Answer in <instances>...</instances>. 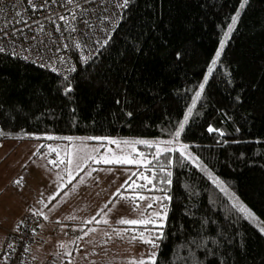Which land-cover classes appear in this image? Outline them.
<instances>
[{"label":"trees","instance_id":"obj_1","mask_svg":"<svg viewBox=\"0 0 264 264\" xmlns=\"http://www.w3.org/2000/svg\"><path fill=\"white\" fill-rule=\"evenodd\" d=\"M240 2L130 0L114 30L92 46L95 54L76 57L75 70L66 75L0 52V130L12 134L0 136V147L4 141L36 139L13 138L25 133L171 140ZM69 86L72 91L65 94ZM209 127L224 135L209 132ZM180 140L264 221V0H248L241 11ZM159 163L172 173L171 184H162L164 175L158 173L156 187L141 190L153 197L162 196L164 189L171 197L165 201L167 218L156 264H264V234L237 212L205 172L178 151L161 156ZM153 167L158 171V165ZM119 190L114 202L133 194L126 186ZM149 201L159 211L158 202L137 198L138 204ZM36 216L45 236L33 247L35 256L43 259L54 252L68 262L59 245L46 250L47 241L59 232L63 239L77 237L86 228L50 224ZM68 225L76 230L74 236L66 235ZM145 227L152 229L126 225L139 231Z\"/></svg>","mask_w":264,"mask_h":264},{"label":"built area","instance_id":"obj_2","mask_svg":"<svg viewBox=\"0 0 264 264\" xmlns=\"http://www.w3.org/2000/svg\"><path fill=\"white\" fill-rule=\"evenodd\" d=\"M121 2L32 0L36 5L32 7L28 0H0V47L17 58L66 75L75 70L76 57L87 59L95 54L94 47L104 40L99 42V38L114 30ZM60 16L65 19L60 20ZM2 231L0 264H68L52 254L43 259L35 256L33 247L42 244L45 236L36 215L26 213L14 227H3ZM64 231L68 236L76 234L69 225Z\"/></svg>","mask_w":264,"mask_h":264},{"label":"snow or ice","instance_id":"obj_3","mask_svg":"<svg viewBox=\"0 0 264 264\" xmlns=\"http://www.w3.org/2000/svg\"><path fill=\"white\" fill-rule=\"evenodd\" d=\"M130 0H122L120 4L117 5V7L120 8H126L129 4ZM28 3L32 7H36L32 3V0H28ZM67 3H72V0H67ZM248 0H241V3L239 5V8L235 15L231 17V23L228 24L227 30L224 32V36L220 41L219 44V50L216 51L214 58L211 61V66L207 69V75L204 76V82L199 85V91H196L195 96L192 101V106L187 109L186 114L183 117V120L179 123L177 130L172 134V140L164 142V146L161 147L160 143H154L147 140H117V139H109L108 137H55L52 135H46L44 138L47 140H54V139H64L69 142H72L74 140H79L81 143L79 145L74 146H65L64 148H61L60 146L53 147L52 145H39L37 147L36 152H34V155H40V149L47 147L48 152L44 153L43 155L45 157L51 155L52 153H56V159H50L48 160V163L51 164L55 168H59L61 164L65 165L64 169L62 170L63 173H66L68 179L67 184H72V181L76 179V176L80 173H84L85 176H91L93 171H96L94 168H86L85 166L88 165L89 161H92L93 163L99 164H107V165H136L137 171L131 172L128 176V178L124 181V184L121 185V187H127L133 194L129 196H121V199L130 200L133 203V211H136L139 209V204L137 203V198L140 201L144 200H151L152 202L159 203V211H152L147 216L145 215V212H141L138 218L135 219H128V218H120L117 223L121 225H129V226H137V225H144V226H152V229L149 230L147 227L143 231H139L137 229H119L114 230L117 236H123L129 231L133 232L134 234L131 235V240L135 241L139 239L142 243L148 244L153 249L159 248V244L157 241L160 239H163V224L164 221L167 218V205L165 204V201H170L171 197L167 194L164 189H160L164 192L162 196H153V197H146L144 195H141V190L147 189L149 185L152 186V188H155L156 185L153 184V180L158 179V173H163L164 179H162L160 182L162 184H171V175L172 173L167 170V166L165 164H160V158L163 155H166L168 153H171L173 151H178L180 154V157L183 160H187L194 164L197 168H199L202 172H205L208 176V178L211 180L213 184H215L217 187L220 188V190L225 193V195H228L232 201L233 207L237 210L238 213L242 215V217L250 222H253L256 224L259 231L264 234V221H260L259 218L255 215L254 212H252L251 209H249L242 201H240L239 197L236 196L234 193H230L229 189L224 185V182L219 179V177L213 175L211 171L207 169L205 165H203L202 162L199 161L198 157H195L190 152H188V145L186 144H180L179 143V137L181 133L185 129V125L189 122V118L193 114V109L196 106V102L200 99L201 94L205 88V85L208 82L209 77L212 75L213 70L215 66L217 65L221 54L223 52V49L225 47V44L227 43L228 39L231 36V33L234 31L235 26L239 20L241 11L244 9V7L247 5ZM43 6V5H41ZM74 18V17H73ZM60 20H64V16L59 17ZM107 44V41L104 42ZM4 48L0 47V52H3ZM56 69H53L55 71ZM67 79V77H65ZM65 94L72 91L71 87L65 88ZM130 115V114H129ZM209 132L217 131L221 136L224 135L222 131H219L218 129H213L212 127L208 128ZM12 136L11 133H4L3 130H0V136ZM32 135L36 139H40L38 136H34V134H28L25 133L24 136H21L17 134L13 138H24L25 136ZM84 140H97V141H107L109 144L116 145V148L119 149V153L112 151L111 149L107 150L105 153H100V148L104 147L103 144H101L99 147H92L89 148L86 144L83 143ZM178 144V148L173 147V144ZM146 145L148 147H155V152L152 153V160H148L147 156L143 152H137V149L135 145ZM123 146V147H122ZM171 160L168 161V166L171 165ZM154 164L158 165V171L154 169ZM111 171V169H109ZM145 172H151V176L146 175ZM75 173V175H74ZM133 177H136V179H133ZM57 180H63L64 177L61 174V172L56 173ZM137 180L144 181L145 183H137ZM22 182V178L20 180L14 181L16 184H20ZM84 176H80L79 183H85ZM58 188L66 187L65 184H59L57 186ZM76 185L72 186V191H75ZM119 189H117V193H119ZM69 193L64 192L63 195L67 196ZM60 193L57 192L56 194L49 196L48 201L55 200L57 196H59ZM47 206V205H45ZM107 208V205H105ZM153 207L152 203L147 204V209H151ZM104 210L101 209L100 213H97V216H100L101 213H103ZM36 215H41L44 217L45 220L48 219L47 215H45L42 211H38L34 213ZM97 216H93L91 219L87 221V223L91 224L93 222L95 223H108V220L106 218V214L104 216H101V219H97ZM67 219H76L74 216H70ZM23 224V221H21V225ZM19 228L20 225H17ZM96 229H89L88 231L84 232V235L87 236L89 232H94ZM33 233H35V229H33ZM105 235H108V233H105ZM77 239H83V237H77ZM11 247V245H9ZM61 248H64L65 245L61 244ZM28 249H25L27 251ZM65 255L71 257V252H66ZM156 258L157 253L155 251L149 252L147 257L141 256L138 260L136 258H131L127 261V264H156ZM4 259H7V256L4 257ZM68 264H72L71 259L68 260Z\"/></svg>","mask_w":264,"mask_h":264},{"label":"crops","instance_id":"obj_4","mask_svg":"<svg viewBox=\"0 0 264 264\" xmlns=\"http://www.w3.org/2000/svg\"><path fill=\"white\" fill-rule=\"evenodd\" d=\"M45 136L24 143L14 141V144H5L7 145L5 151H0L2 155L0 159V241L3 236L2 228L14 226L17 220L27 211H42L48 217L45 220L42 216L43 220L50 224L58 222L77 223L84 226L85 231H88L98 224L93 222L90 225L87 223L88 219H85L86 217L80 216L85 209H88L90 204L98 203L96 200L99 198H105L104 201L100 202V207L104 210L106 209L105 205L113 207L117 202H128L123 199L114 202L113 197L116 192H113L112 185L110 192H108L107 182L108 180L111 181L114 172L104 168V164H99L103 167L94 168L96 171H93L92 174L97 175L99 173V176H93L94 181L90 182V178L88 179L86 176V182H78L75 191L71 190L75 182H72V184L66 183V187L58 188L57 186L64 184V182L57 180L55 173L61 172L64 176L66 174L61 169L63 164L59 168H55L48 163V160L57 158L56 153L45 157L43 154L48 152V148L45 147L40 149V155L33 154L41 144L56 147L53 143H56L55 141L61 142L60 140H47L44 138ZM62 142L68 143L69 141L62 140ZM21 178L22 182L20 184L14 183V181ZM98 181L105 182L102 184ZM120 185L118 189L121 188ZM57 192L60 195L55 200L48 201V197ZM64 192L69 194L64 196ZM60 211H62V215L58 214ZM94 215L97 216V213H94ZM70 216H74L76 219H67ZM97 219H99V216H97ZM47 244L46 250L64 244L63 251H69L70 244L64 243V239L57 235L51 236ZM51 254L55 253L52 252Z\"/></svg>","mask_w":264,"mask_h":264},{"label":"rangeland","instance_id":"obj_5","mask_svg":"<svg viewBox=\"0 0 264 264\" xmlns=\"http://www.w3.org/2000/svg\"><path fill=\"white\" fill-rule=\"evenodd\" d=\"M238 8H237V10H238ZM217 50H219V46H218ZM210 66H211V63L209 65V67ZM205 75H207V71H206ZM203 82H204V77L201 79L199 85ZM197 91H199V87H198ZM194 96H195V94H194ZM194 96L192 97V100H191L190 104L188 105L187 109L192 106V101H193ZM187 109H186L184 115L186 114ZM184 115H183V117H184ZM183 117L180 120V122L183 120ZM108 138L109 139H117V140H130V141L131 140H147V141L154 142V143H160L161 147L164 146V142L170 141V140H160L158 138L149 137V136L138 137V138H122V139L119 137H114V138L108 137ZM13 142L14 141H11V140L10 141H4L0 147V151H5L6 146H7L5 144H11ZM24 142H26V141H24ZM55 142L56 143H53V144L56 146H60L61 148H64L65 146L79 145L81 143V141H79V140H74L70 143L69 142L63 143L62 141L61 142L55 141ZM83 143L86 144L89 148L99 147L101 144H103L104 147L100 148L101 154L105 153L109 149H111L114 152L119 153V149L116 148V145L109 144L107 141H105L104 143H98V142L93 143V142L84 140ZM179 143L185 144L183 141L180 140V137H179ZM172 146L178 148V144L174 143ZM135 147L137 149V152L145 153L147 158L150 157L151 154L155 152V147L145 148L139 144L135 145ZM187 151L189 152V150H187ZM1 157H2V155L0 154V159H1ZM99 164H103V163H99ZM99 164H96V163H93L92 161H89L88 165H86L85 167L86 168H88V167H90V168L103 167V166H100ZM104 166H105L104 168H107L108 170L111 169V171L114 172V175L112 176L111 181L110 180L107 181L108 182V189H109L108 192H110V190H111V185L113 187V192H117L119 185L124 183V181L128 178V176L131 172H135L137 170L136 165H116V164L107 165V164H104ZM64 167L65 166L63 165L61 167V169H64ZM74 175H75V173H74ZM80 176H84V179L86 178L84 173H80L79 175L76 176V179H74L72 181L73 183L75 182L74 185H76V186L78 185ZM93 176H99V173L97 175L92 174L91 176H87L88 179L90 178V182L94 181L95 178ZM63 177H64V179L62 181L66 185L68 177H67V175H65V176L63 175ZM104 182L105 181L99 182V183L104 184ZM229 192L232 193L230 190H229ZM104 200H105V198L97 199L96 201H98V203L90 204L88 209L87 210L85 209L84 213L81 214L80 216L86 217L85 219H88V220L91 219L93 217L94 213H100V210L103 209L100 207V205H101L100 202L104 201ZM147 203L149 204L150 201L149 202H143L142 204H139L140 207L136 211H133V205L130 202L128 203L125 201L119 202V203L117 202L113 207L107 206V208L104 209V212L100 214L99 219H101V216H104L106 214V218L108 220V223L107 224L98 223L97 226L95 224H93L94 226H96L93 228V229H96V231L89 232V234L87 236H84L85 231L83 229L82 234L80 233L81 235L77 236V237H83V239H77L76 236L64 239V243L66 242L67 244L68 243L70 244L68 252H71L72 256L69 257V256L65 255L66 252H64L63 249H61V254H60V255H62L61 257H67L68 259H71L73 264H127V261L131 258H136L138 260L139 258H141V256L147 257V255L151 251L156 252V249H152L151 247H144L142 244H138L137 240L132 241L131 235L134 234L133 232L129 231V233H127L123 236H117L115 231H114V230L126 228V225H121V224L117 223V221L120 218H128V219L138 218L141 212H145L143 209L145 206H147ZM157 209H158V206H157V208L155 207V209H151L150 212L157 211ZM150 212H148V213L145 212V215L147 216ZM58 214L62 215V211L58 212ZM90 225H92V223ZM105 233H108V235H105ZM57 236H60V232H59V234H57ZM60 238H62V237L60 236ZM52 250L58 251L59 249L56 248V249H52ZM47 254H51V253H47ZM59 260H61V259L59 258ZM66 263H68V262H66Z\"/></svg>","mask_w":264,"mask_h":264}]
</instances>
